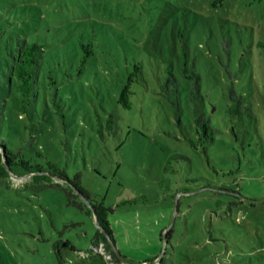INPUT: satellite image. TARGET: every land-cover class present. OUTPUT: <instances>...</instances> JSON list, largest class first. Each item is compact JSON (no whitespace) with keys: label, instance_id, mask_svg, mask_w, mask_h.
Wrapping results in <instances>:
<instances>
[{"label":"rangeland","instance_id":"374dc122","mask_svg":"<svg viewBox=\"0 0 264 264\" xmlns=\"http://www.w3.org/2000/svg\"><path fill=\"white\" fill-rule=\"evenodd\" d=\"M2 9L16 23L8 34L30 30L46 52L27 112L0 83V137L112 207L125 261L264 264V201L230 207L234 195L222 188L264 198V0H0ZM83 43L95 51L87 66ZM7 49L0 45V82L10 75ZM172 61L177 80L166 88ZM137 62L126 107L118 99ZM191 70L200 75L195 106ZM232 90L243 99L238 117ZM201 115L211 141L200 137ZM54 181L23 166L0 178V264H61L57 243L66 264H125L105 246L94 252L95 214Z\"/></svg>","mask_w":264,"mask_h":264},{"label":"trees","instance_id":"16d2710c","mask_svg":"<svg viewBox=\"0 0 264 264\" xmlns=\"http://www.w3.org/2000/svg\"><path fill=\"white\" fill-rule=\"evenodd\" d=\"M13 24L16 23H14L9 18V16L6 12L3 11V9L0 10V45H3L6 49L9 48L7 50L11 55L10 75H5V77L1 79L0 83L1 85H5L8 83L9 92L14 96L15 104L18 105L17 108L20 111L27 112L32 102V94L35 91L34 88L36 87V83L39 78V70L42 68L44 54L46 52V45L44 41H41L37 36H35L33 32H30V30H24L23 33H19L17 38L13 34H8L9 28ZM186 27L187 24L182 25L180 36H184ZM82 48L86 50V53L80 59V66H87L91 59V55H94V47L93 44L83 43ZM178 57L180 59V64L184 67V71H187L190 69V67H192L191 64L188 63L189 46L185 40H182L179 45ZM81 68L82 67H80V69ZM141 70L142 64L137 62L135 64V70L129 74L121 90L118 100L126 107L132 106V85L133 82L137 79L136 76L139 75ZM188 76L195 80L193 89L191 90L190 94L191 102L193 103V106H195L200 96V75L197 71L193 70L192 73L188 74ZM173 80H177L174 61L169 64L168 76L165 80L164 87H173ZM56 98H58V94H56ZM229 98L230 100H232L229 111L233 116H241L243 114L244 107L242 96L235 90H232ZM19 117L22 118L21 113ZM200 117L201 118L197 119L198 126H200L201 128L198 129L200 130V137L205 141H211L213 139V128L211 127L207 117H205L204 115H201ZM111 120L112 117L109 119V122H111ZM50 164L53 165L54 163L50 161ZM22 166L27 168L28 173L34 178H43L53 182L54 180L52 179V177H56L57 181H54V184L58 186L62 185V182L68 183V194L70 197V201L81 206L82 208L88 207V210L91 213L95 214L101 228L105 230L102 231V229L98 228L93 245L94 252L96 254L102 255L97 251L96 248L100 245L105 246L109 253H111V255L114 257V260L119 262L122 260L121 256L113 245L116 240L114 229L110 220V213L114 209L107 206L104 200H93L91 197V193L81 184L80 180L71 178L67 172L63 171L58 166H56L55 168L57 170L59 169L60 172H57L53 175L44 173L45 168L41 164L33 163L32 159L28 158L21 148H15L11 146L7 141L3 140L0 137V178L9 177L11 173L16 171L17 167L21 168ZM18 176L24 177L25 174L23 172H20V175ZM76 176L78 177V175ZM222 188H224L223 190H225L226 192L234 195V200H231L229 202L230 207H232V204H236L238 205V208L240 210H245L256 206V202L250 200V197L244 195L242 189H232L230 187ZM81 194L89 201H84L81 198ZM245 201L247 203H245ZM92 208H94V210ZM172 231L173 228L168 231L167 235L169 236ZM58 244L59 243H57L56 246L58 248L59 260L61 264H66ZM61 244L65 246H71L74 249L69 240L61 242ZM157 258L158 257H156L155 260ZM103 259L105 264H109V260H105L104 257ZM152 261L154 260L146 262Z\"/></svg>","mask_w":264,"mask_h":264},{"label":"water","instance_id":"95a60500","mask_svg":"<svg viewBox=\"0 0 264 264\" xmlns=\"http://www.w3.org/2000/svg\"><path fill=\"white\" fill-rule=\"evenodd\" d=\"M16 177H23V176H16ZM25 177V176H24ZM81 198L84 200V201H89V200H87L82 194H81ZM250 200H252V201H254V202H258V201H261V202H263L264 201V198H261V199H253V198H249ZM91 206V205H90ZM92 207V206H91ZM93 210H94V208H92ZM177 214H178V206H176V210H175V215H174V219H173V222H175V220H176V217H177ZM97 224H98V227L100 228V229H102L101 228V226H100V224H99V221L97 220ZM102 231H105L104 229H102ZM164 239L166 240V236L164 237ZM113 245H114V248L118 251V253H119V255L121 256V259H122V261L124 262V263H126V264H132V263H129V262H127V261H125V258L122 256V254H121V252H120V250L117 248V244H116V242H114L113 243Z\"/></svg>","mask_w":264,"mask_h":264},{"label":"built area","instance_id":"2783aa9c","mask_svg":"<svg viewBox=\"0 0 264 264\" xmlns=\"http://www.w3.org/2000/svg\"><path fill=\"white\" fill-rule=\"evenodd\" d=\"M144 263H147V262H144ZM109 264H116L115 262H113V260H109ZM126 264V263H125Z\"/></svg>","mask_w":264,"mask_h":264}]
</instances>
